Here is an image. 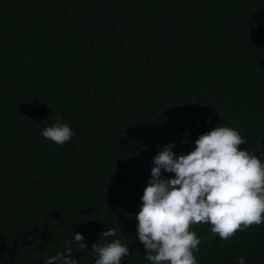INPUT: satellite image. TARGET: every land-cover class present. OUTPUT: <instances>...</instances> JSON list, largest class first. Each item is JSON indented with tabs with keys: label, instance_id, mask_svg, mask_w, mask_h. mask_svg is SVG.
Returning a JSON list of instances; mask_svg holds the SVG:
<instances>
[{
	"label": "trees",
	"instance_id": "obj_1",
	"mask_svg": "<svg viewBox=\"0 0 264 264\" xmlns=\"http://www.w3.org/2000/svg\"><path fill=\"white\" fill-rule=\"evenodd\" d=\"M57 116L63 145L41 135ZM216 126L264 163V0H0V264H45L76 232L94 264L110 228L121 264H149L135 217L153 158ZM190 230L198 264H264V223Z\"/></svg>",
	"mask_w": 264,
	"mask_h": 264
},
{
	"label": "clouds",
	"instance_id": "obj_2",
	"mask_svg": "<svg viewBox=\"0 0 264 264\" xmlns=\"http://www.w3.org/2000/svg\"><path fill=\"white\" fill-rule=\"evenodd\" d=\"M41 135L63 145L74 132L57 116ZM246 143L235 128L216 126L201 134L187 154L177 156L174 142L158 151L135 217L136 239L149 264H198L193 253L202 241L190 230L193 225L210 224L214 237L228 241L238 231L264 223V163L240 147ZM73 235L65 241V251L45 264H77L72 245L83 252L87 244L81 233ZM117 235V229H106L92 244L94 264H121L122 257L132 254L120 239L105 242ZM236 264H245V258L238 257Z\"/></svg>",
	"mask_w": 264,
	"mask_h": 264
}]
</instances>
